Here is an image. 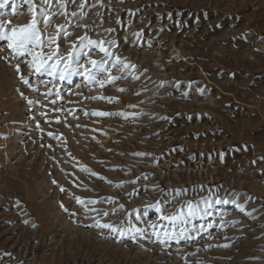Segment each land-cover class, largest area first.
Instances as JSON below:
<instances>
[{
  "label": "rangeland",
  "instance_id": "rangeland-1",
  "mask_svg": "<svg viewBox=\"0 0 264 264\" xmlns=\"http://www.w3.org/2000/svg\"><path fill=\"white\" fill-rule=\"evenodd\" d=\"M32 3L37 52L69 35L39 73L0 40V264H264V0ZM30 6L0 0V34ZM85 52L135 68L101 88Z\"/></svg>",
  "mask_w": 264,
  "mask_h": 264
},
{
  "label": "snow or ice",
  "instance_id": "snow-or-ice-1",
  "mask_svg": "<svg viewBox=\"0 0 264 264\" xmlns=\"http://www.w3.org/2000/svg\"><path fill=\"white\" fill-rule=\"evenodd\" d=\"M27 2L31 5L30 6V11L32 13L33 19L32 22L28 25H25L24 27L21 28H13L11 29L10 32H5L3 34H0V40H7L8 41V47L10 49H12V51L18 55V56H23V55H29L32 57V60L28 63V67L32 68L35 70V72L39 73L42 70L45 69L47 62L49 60H52L53 57H55L58 53V49H59V44L56 42L58 37L63 34L64 36H68L69 33H67L66 30H64L63 26H57L59 31L57 32L56 36H50L48 37L47 40V46L49 48H52L53 45H55V50H53L50 54H48L46 57L42 52H37L36 49L39 48H43L44 47V41L41 37V29L37 28L36 24V6L35 4L32 3V0H27ZM41 3L44 5H47L48 7H42L39 10V15H41L44 18V25L45 27H47L50 23H51V19L53 17V15H64L67 16V12L63 11L64 9H66L67 4L68 3H76V0H41ZM53 3H56L57 6L62 10L59 13H50V8L52 6ZM85 7V3L81 2L79 4V8L83 9ZM73 17H75L77 15L76 12H73L71 14ZM81 15H84L83 13H81ZM79 27V25H77ZM85 27H87L85 25ZM81 41H83L85 38L81 37L80 38ZM97 42L95 41H88V45L91 44H96ZM88 45H84V47H87ZM99 49L101 52H104L105 55H108V51L106 48H104L103 43L101 42L99 45ZM75 47V46H73ZM72 52L70 51L68 56H69V60H72ZM85 56H88V63L92 65V68H96L97 71L94 73L92 71L91 68H84V75L85 78L90 81L93 82L97 85H99V87L104 88L106 85L108 84H113L115 83L117 80L121 79V76H114L112 75V69L113 68H118V71H120L121 73H124L126 69L129 68H135V65H130L127 62H122L121 59L119 57H117L115 59V61L112 62L111 67L108 66L109 61L108 60H101V61H97L94 59H91V57L89 56V53L85 52L84 53ZM60 59H63V57H61ZM59 63V60L56 61V63L51 65V70L48 71L49 75H54V70L57 67ZM67 67V65H66ZM80 67H84L83 65H80ZM16 69L17 72L20 71L19 65H16ZM61 79H64L65 76L63 73H61L60 76ZM20 79L25 83V84H29V81L27 78H25L23 75L20 76ZM132 79H139L138 76L133 75ZM118 91H125V89H117ZM93 99H103L106 100L108 103H115V102H119V99L116 97H105V96H101V97H93ZM29 104L33 103V101H28ZM132 107H135L134 105ZM93 115L96 116H103V117H110V116H120L123 118H128L129 115L135 116V113H126V112H103V111H96L92 113ZM134 155H138V156H143L145 155V153H135ZM85 171H87V169H84ZM92 175H98L96 173H92ZM53 183H55V181H53ZM61 191H64L63 188H61ZM76 202L80 205H84L85 201L80 198V197H75ZM218 202H223V203H228L229 201H218ZM232 203L236 204V206L238 208L241 207L240 204H238L236 201H231ZM90 203L95 204L96 201H91ZM63 207V205H61ZM122 207V206H121ZM192 210V206L191 204H189V211L191 212ZM86 211H88V209H86ZM105 215H107V213H105ZM95 226L101 229H110L111 231H116L115 228H113V226L111 224L108 223H100L99 221H95ZM123 234V233H121ZM167 235V234H166ZM170 238H175L170 237ZM180 238H183V232H181L180 234ZM177 242H179V240H177ZM160 243H166L165 240H161ZM225 247H227V245H225Z\"/></svg>",
  "mask_w": 264,
  "mask_h": 264
}]
</instances>
